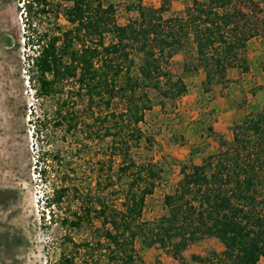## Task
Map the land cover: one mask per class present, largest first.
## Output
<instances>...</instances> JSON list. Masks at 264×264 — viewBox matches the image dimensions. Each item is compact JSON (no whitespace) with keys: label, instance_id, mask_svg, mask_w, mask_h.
I'll list each match as a JSON object with an SVG mask.
<instances>
[{"label":"trees","instance_id":"obj_1","mask_svg":"<svg viewBox=\"0 0 264 264\" xmlns=\"http://www.w3.org/2000/svg\"><path fill=\"white\" fill-rule=\"evenodd\" d=\"M21 9L27 82L36 102H52L49 112L31 116V133L48 139L59 132L71 143L40 145L32 169L44 186L42 218L62 231L57 264H143L137 240L186 264L183 252L209 238L223 249L192 254L190 263L264 261V84L261 108L230 126V142L206 128L217 148L199 164L180 165L156 219L141 215L160 168L132 155L148 143L141 129L148 91L169 101L187 91L170 59L182 52L189 59L183 73L200 70L205 92L230 69L246 72L247 42L264 39L259 8L248 0H191L172 15L168 0L158 7L132 0L124 9L134 17L123 24L100 0H22ZM51 13L65 27H39Z\"/></svg>","mask_w":264,"mask_h":264},{"label":"rangeland","instance_id":"obj_2","mask_svg":"<svg viewBox=\"0 0 264 264\" xmlns=\"http://www.w3.org/2000/svg\"><path fill=\"white\" fill-rule=\"evenodd\" d=\"M131 1L100 0L104 6H114L117 24L134 17L124 9ZM190 1L168 0L169 14L182 13ZM248 1L259 8L260 14L256 16L264 20V0ZM21 2L0 0V264H57L62 231L49 225L47 217L42 218L44 186L34 178L32 169L36 156H39L40 145L45 149L44 145L49 144L47 148L51 149L65 148L71 143L69 137L61 141L59 132L48 139L31 133V116L49 112L52 102H36L27 82L25 54L30 51L23 41L26 22ZM140 2L158 7L161 0ZM36 23L41 28L65 27L61 16L54 17V13ZM244 57L246 72L230 69L223 83L213 84L210 91L205 92L201 86L202 72L183 73L182 67L189 59L178 52L170 59L169 69L185 83V95L169 101L148 91L150 110L145 112L141 124L148 143L133 148L132 155L138 162H154L160 168V179L152 194L145 198L143 220H153L164 214L162 196L170 192L178 181L181 164H199L217 148L216 139L206 134L207 127L228 143L231 140L230 126L261 108L263 95L259 88L264 84V39L260 36L251 38ZM93 159V156L85 157L88 161ZM71 161L75 162V159ZM80 238L84 235L74 237L75 241ZM134 246L143 264H179L157 247L147 248L138 240ZM222 249L216 239L209 238L195 242L182 256L186 264H192L188 261L190 255L206 256L210 251L220 252ZM98 264L107 263L100 261ZM258 264H264V261L260 260Z\"/></svg>","mask_w":264,"mask_h":264}]
</instances>
